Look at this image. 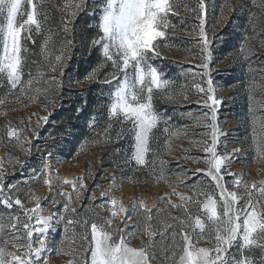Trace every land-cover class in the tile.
<instances>
[{"label":"snow or ice","instance_id":"obj_1","mask_svg":"<svg viewBox=\"0 0 264 264\" xmlns=\"http://www.w3.org/2000/svg\"><path fill=\"white\" fill-rule=\"evenodd\" d=\"M250 2L259 7L260 13L258 16L249 13L251 33L244 37L238 55L253 73L247 85V99L248 110L254 113L255 108L264 109V103L255 100L257 93L264 96V74L258 83L252 67L255 62L264 64L259 59L253 61V57L259 58V52L252 43L257 41L259 49L264 50V0H259L258 5L257 0ZM196 5L189 9L184 0H92L91 3L90 0H64L60 23L50 24L45 0H0V88L6 89L0 97V106L18 103L28 107L25 98L36 102L41 94L62 91L64 70L77 43L75 21L81 14H91L97 21L96 34L89 36L84 46L89 54L98 50L100 59L84 81L75 83H102L110 86V90L102 128L95 131L96 117L89 123L94 135L102 140H85L80 148L89 142L107 144L127 139L129 151L124 154L125 166L134 162L138 167L151 165L155 169L158 161L159 172H153L155 181H164L171 189L157 201V204H166L169 209L166 213L158 207L153 211L147 201L140 199L132 200L130 207L115 197L97 205L96 193L92 192V204L81 205L82 214L76 205L82 198L81 190H88L86 177L78 178L77 182L58 174L53 176V172L58 173V168L51 165L53 152L44 150L48 147L47 141L43 145L38 143L39 129L49 123L52 113L42 117L31 113L18 125L8 121L0 130V143L6 137V151L11 146L23 156L31 158L39 154V163L33 166L9 152L11 167L5 171L0 160V206L3 208L0 264H50L51 253L71 257L67 264H264V180L259 184L249 183L242 174L231 171L233 159L242 149L228 151V133L220 126L217 115L223 98L219 97L220 89L214 86L211 76L215 41L223 37L215 32L209 36L208 0H196ZM239 8L243 9L244 4ZM182 9L195 13L199 20L196 34L201 62L197 67L202 69V74H192L191 87L197 95L203 94L197 103L210 110L196 123L210 131L194 141L202 156H192L190 148H181V155L177 157L178 161L204 167L188 169L179 165L175 182H169L164 174L168 162L163 157L172 154L173 140L186 138V133L184 129L168 126L170 117L160 114L155 101L157 93L169 102L177 96L183 100L190 97L183 86L176 91L174 81L166 78L153 61L162 58V45L169 46L166 42L177 28L171 18L183 19ZM238 10L225 0L216 24L227 25L230 16L226 13ZM30 46L38 49L32 53L38 56L37 72L35 75L29 72L25 79ZM41 68L58 73L61 79L58 81L52 76L53 87L45 88ZM108 68L112 70L107 71ZM197 76L201 81L207 77L206 87L197 82ZM51 103L54 105L55 101ZM43 107L47 110V104ZM0 115L6 116L7 111ZM187 115L191 117L192 113ZM32 116H36L35 121ZM260 121L257 129L253 117L251 131L257 154L264 161V116ZM162 123L163 153L159 147L154 151L152 146L154 141L159 144L157 132L161 131ZM257 132L261 134L259 140ZM16 168L24 179L8 182L6 177L16 175ZM226 177H231V183ZM38 185L47 186L48 195H34L33 187ZM66 187L72 191L65 190ZM178 187L187 188L190 195L176 191ZM99 195L104 198L109 193L101 191ZM173 196L178 203L172 201ZM42 201H47L55 210H49ZM29 204L33 206L28 207ZM171 209L177 210L176 213ZM61 226L64 237L57 242L52 237ZM140 236L146 239H142L140 246H132L131 240ZM9 248L14 250L8 251ZM257 249L259 257L254 254Z\"/></svg>","mask_w":264,"mask_h":264},{"label":"rangeland","instance_id":"obj_2","mask_svg":"<svg viewBox=\"0 0 264 264\" xmlns=\"http://www.w3.org/2000/svg\"><path fill=\"white\" fill-rule=\"evenodd\" d=\"M46 1V0H45ZM59 1V11H61V6L64 3V0H58ZM229 3L233 4L234 7L238 9L241 3L244 4V7L247 6L252 13L256 14L257 16L260 13V9L257 6H253L250 0H228ZM91 3V2H90ZM225 3V0H208L209 4V15L207 18V24L206 28L209 32V36H212V33L215 32L216 34L219 33L224 25H217L216 21L219 18V10L220 6ZM46 4V3H45ZM259 4V0H257V5ZM196 3L193 6H190L191 8L196 7ZM183 11L181 10V13ZM192 13V12H191ZM229 16H232L233 13L228 12L226 13ZM175 17L171 18L172 19ZM198 21V18L196 19ZM52 24V22H50ZM197 25V28H198ZM198 31V29H197ZM96 33V32H95ZM251 33V27L250 32ZM194 39H199L198 35ZM171 35L169 40L166 42L169 46H161V52H162V58L156 59L153 61V63H158L162 65L161 61L163 60H171L173 62H176L178 64H190L194 65L196 69L195 72L185 70L182 72L183 80L186 84H190L192 82V74L193 73H201L202 69L198 68L197 65L200 64L201 61H194L193 59L189 58L188 51L185 49H181L180 47H176L175 45L171 44ZM253 46L255 48H259V44L257 41H253ZM198 45V44H195ZM32 51L29 53L27 57V64L25 66L26 69H24L25 72V79L27 78V74L29 72H32L33 75L37 72V64L36 61L38 59L37 55H33V52H38V49H36L35 46H30ZM98 59V58H97ZM214 56V60H215ZM233 62V59H230V63ZM68 63V62H67ZM97 64H95L96 67ZM212 72L211 76L213 79L214 86L219 88L220 91L218 93L219 97L223 98V103L219 107L218 110V120L220 126L228 133L227 136V145H228V151L231 152L234 148H240L242 151L233 159L232 162V172L240 173L243 176V179L247 182H256L259 184L261 180H264V161H261L256 150V143L253 141V134H252V120L255 116V119L257 121L256 127L259 129L260 126V117L264 116V109L261 108H255L254 113L251 114V117L249 118L250 123L248 124L249 130H244L243 126L236 123L230 116L229 112H226V108L233 107L234 105L238 106L240 102L238 99H234L233 97L229 96L230 91L228 89H223L222 84L216 80L217 73L219 71H223L225 69L224 63L212 64ZM94 68V67H93ZM92 68V69H93ZM91 69V70H92ZM178 69V68H177ZM90 70V71H91ZM111 68H108L107 71H111ZM179 70V69H178ZM41 71H44L43 68H41ZM89 71V72H90ZM82 78L79 79V81H84L85 77L88 75V73ZM64 75L65 70H64ZM56 76L57 80L59 81L61 79L60 75L58 73H51L50 71H44V79L42 80V84L45 88H52L53 85L51 83V77ZM187 78V79H186ZM258 80H260V75L257 76ZM102 79V77H101ZM197 82L202 83L206 87V81L207 77L204 78L203 81L200 80V77H196ZM63 81L66 83V77L63 76ZM174 81V86L176 91H179V89L182 87L181 84H179L177 81ZM93 83V82H92ZM92 83H81V84H67L64 85L67 89H82L87 88L89 84ZM249 82H247L248 85ZM185 88V87H184ZM187 86L185 88V91L187 92ZM194 92V97L189 98L188 100H183L181 97L177 96L176 100L169 102L165 99L160 98V94L157 93V99L155 101V107L157 110L163 109L162 107H186L190 105H196L198 107H195L192 112H186V113H192L195 114L193 117L186 116V119H191L193 122L192 126H189L187 128L185 127H178L169 125L172 129H184L186 133V138H181L179 140H173V151L171 155H164V159L167 160V165L164 168V174L168 176L169 182H175L176 176L175 173L180 170L179 165H183L184 167L188 169H195L196 167H204L203 164H193L189 163L185 160H177V157L181 155V148H190V154L192 156L200 157L203 154L199 151L197 147L194 146V141L200 140L203 136H205L207 133H209L210 129L207 128L204 125H198L196 123L197 119L202 116L204 112L210 111L209 109L205 108L202 103H197V101L200 99V97L203 94L197 95L195 89L192 90ZM6 92V89L0 88V97H3L4 93ZM61 91L58 92H51L50 94H41L39 95L36 102H31L27 98H25L24 103L28 104V107H24L22 104L18 103H10L5 106H0V112L7 111V115H0V130H2L6 123L8 121H11L13 125H18V122L22 118H27L31 113H38L41 117L44 115H47L49 112H53L55 109H57L59 104V99L61 96ZM258 94V93H257ZM32 95H35L33 92ZM12 99V98H10ZM51 101H55V104L53 105ZM261 103H264V98L262 100H257ZM47 104V110L43 107V105ZM231 105V106H229ZM249 105V101H248ZM16 109L15 111H12L11 109ZM233 115H236L235 113ZM32 120H36V116H32ZM50 123V120H49ZM48 125V124H47ZM47 125H43L39 131L41 133V139L38 141L39 144L43 145L45 141H47L48 147L44 149L45 151H52L53 152V159L51 160V165L54 168H58V173L53 172L52 175H60L61 177H65L70 180H76L79 182L78 178L80 177H86L84 182L88 186V190H81L82 198L79 202H77L78 209L81 210L83 214V209L81 208V205H90L92 204V201L90 199V196L92 192L96 193V204L103 202L104 200H107L110 197H115L119 200H121L126 207H130V202L134 199H140L147 201V205L149 208H152L153 211L158 207L162 210H164V213L168 212L169 209L167 208L165 203H159L157 204V201L161 198V196L166 192H171V189L168 187V183H165L164 181H161L157 183L155 181L153 172L156 173L159 172V162L157 161L155 169L151 168V165L145 166V167H138L134 164V162L131 165L125 166L124 164V156L121 157V159H115L116 152H113L112 149L106 144V143H91L89 142L83 149L80 148V145L84 143L86 139H76V134L70 129L63 130L62 137H55L53 136V132L49 129L46 130ZM161 129V128H160ZM46 132V133H45ZM245 132V133H244ZM241 133V134H240ZM261 134L257 132L256 139H260ZM51 137L52 139H50ZM157 137L159 140V144L157 142H153V150L156 151L159 147V150L163 153L165 151L163 146V140L164 135L162 134V129L160 132H157ZM34 139V137L32 138ZM93 139L96 140H102L101 137H94ZM91 139V140H93ZM231 139V140H229ZM53 140H55V144H53ZM88 140V141H91ZM7 142V138H4V142L0 143V160H2L3 168L5 171H10V164L8 163L9 160V152L14 153L16 156L22 158L25 161H28L31 165L36 166L39 163L38 156L39 154H36L34 157H27L23 156L17 148H13L11 146L8 147V150L6 151L4 144ZM68 142H71L72 144H69ZM223 151V147L220 149ZM153 159L152 154L149 155V161ZM16 173H20V169L16 168ZM91 173V175H87V173ZM24 179V176L20 174V177L18 179H14L12 175L7 176L6 180L8 182H13L15 180H22ZM229 183H231V177H226ZM97 186H99L97 188ZM67 191L71 192L72 189L70 187H66ZM101 191H108L109 195L108 197L101 198L99 195V192ZM176 191L183 192L185 195H190L187 188L178 187L176 188ZM33 194L36 196H46L48 195V187L45 185H38L33 187ZM59 199V197H57ZM172 201L178 203L179 201L175 196L172 197ZM42 203L49 209V210H55L53 206L48 205L47 201H42ZM33 205L29 204L28 207H32ZM59 207V206H57ZM3 211V210H0ZM96 211H100L99 208L96 209ZM173 214L176 213L177 210L171 209L170 210ZM47 214V212H45ZM163 214V213H162ZM101 215H107V213L101 212ZM155 223V220L153 221ZM71 233L69 232V236ZM64 237L63 227L57 229V232L53 234V239H55L57 242H59ZM142 239H146V237L140 236L135 239L131 240L132 246H140ZM67 247V242L64 245ZM14 249L9 248L8 251H13ZM257 257H259L260 253L259 250H255L254 253ZM71 259L69 256L65 255H56L55 253L49 254V260L50 264H67V260Z\"/></svg>","mask_w":264,"mask_h":264},{"label":"trees","instance_id":"obj_3","mask_svg":"<svg viewBox=\"0 0 264 264\" xmlns=\"http://www.w3.org/2000/svg\"><path fill=\"white\" fill-rule=\"evenodd\" d=\"M90 2H92V0H90ZM45 3L46 11L49 15V22H52V24H59L62 15L59 11V1L46 0ZM184 3H186L190 9V6L195 5L196 0H184ZM238 9V11L230 16L227 25H224L222 30L217 33L218 35H221L223 39L215 41L213 55L216 58L214 62L217 64L224 63L225 67L223 71L217 73L216 80L222 84L223 89H228L230 91V97L238 99L240 102L238 106L234 105L233 107L226 108V112H229L230 116L233 117L232 119L239 125L243 126L244 130L248 131V124L250 123L249 118L252 113L248 110L247 82H249L250 76L253 73L249 72L248 64L239 57L238 53L244 37L249 35V13L252 12L247 6L243 9L238 7ZM181 17L183 19H178L176 17L172 19V23L175 24L177 28L175 33L171 34L172 42L170 43L178 48L180 47L181 49L188 51L189 58L194 61H200L199 47L198 45H195L199 39H194L198 29V21L196 20L197 16L195 13H191V11H183ZM96 22V19H94L91 14L87 16L81 14L75 21V38L77 43L72 50V59L68 61L65 68L66 75L64 76L66 77L65 82L67 84H75V81L82 79L87 72L95 67V64H97L100 59L98 50H93L92 53L89 54L84 46V41H86L89 36L96 34ZM71 35L72 33L70 31L69 36ZM256 50L259 52V58L253 57V61H257V59L264 61V50L259 48H256ZM230 59H233L232 63H230ZM161 63L162 65L158 63L153 64L163 72L166 78L177 81L185 88L187 86L186 94H188L190 98L194 97L195 95L192 91L193 88L191 87V83L186 84L184 82L182 72L185 70L195 72L196 70L198 71V69H196L194 65L178 64L166 59L161 61ZM252 67L256 81L258 83L261 82L258 80L257 76L264 74V64L255 62ZM69 80H71L72 83H69ZM66 83H64V85H66ZM109 90L110 86L96 82L89 84L87 88L77 90L63 87L60 92L61 96L58 107L52 112L50 123H48L45 131L50 129L53 132V136H60V138L65 129H70L75 132L76 139L91 140L94 137H100L94 135V130L89 127V123L93 117H96L98 127L95 131H100V128H102L106 118L105 105L108 102ZM262 98H264V96L259 94H256L255 96V100H262ZM195 107L198 106L194 104L181 108H171L166 106L158 111L161 115L170 117V120H168V126L173 125L187 128L192 126L193 122L191 119H186L188 114L186 112H192ZM77 109L82 110L77 112ZM234 113L236 115H233ZM194 115L195 114H192V117ZM163 127L164 124L162 123L160 128L163 129ZM68 143L72 144L71 142ZM107 145L113 152H116L115 156L118 157H114L115 159H121V157L129 151V141L127 139L116 143H107ZM20 174L21 173H16V175L12 177L18 179ZM0 210H3L2 206H0Z\"/></svg>","mask_w":264,"mask_h":264}]
</instances>
